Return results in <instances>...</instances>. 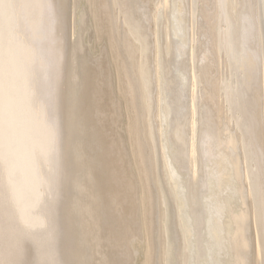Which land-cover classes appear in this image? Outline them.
I'll return each instance as SVG.
<instances>
[{"label": "bare ground", "instance_id": "bare-ground-1", "mask_svg": "<svg viewBox=\"0 0 264 264\" xmlns=\"http://www.w3.org/2000/svg\"><path fill=\"white\" fill-rule=\"evenodd\" d=\"M0 264H264V0H0Z\"/></svg>", "mask_w": 264, "mask_h": 264}, {"label": "rangeland", "instance_id": "rangeland-1", "mask_svg": "<svg viewBox=\"0 0 264 264\" xmlns=\"http://www.w3.org/2000/svg\"><path fill=\"white\" fill-rule=\"evenodd\" d=\"M56 85H57V84H55V86H56ZM55 114H56V112L54 111V112H53V115H55Z\"/></svg>", "mask_w": 264, "mask_h": 264}]
</instances>
